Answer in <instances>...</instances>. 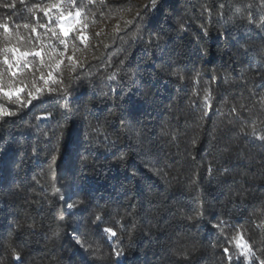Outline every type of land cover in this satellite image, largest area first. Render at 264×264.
<instances>
[{"label": "trees", "instance_id": "trees-1", "mask_svg": "<svg viewBox=\"0 0 264 264\" xmlns=\"http://www.w3.org/2000/svg\"><path fill=\"white\" fill-rule=\"evenodd\" d=\"M0 87V264L264 261V0H0Z\"/></svg>", "mask_w": 264, "mask_h": 264}, {"label": "snow or ice", "instance_id": "snow-or-ice-1", "mask_svg": "<svg viewBox=\"0 0 264 264\" xmlns=\"http://www.w3.org/2000/svg\"><path fill=\"white\" fill-rule=\"evenodd\" d=\"M54 10L59 12V20L61 22L58 24V27L60 29V33L64 37H67L70 34V32L74 31V22H71L72 13L68 12L67 15H65V12L63 10H61V4L60 3L51 4L47 8H41L40 9V11H42L44 13L45 17H48L49 13L53 12ZM75 15L78 18L80 16L79 11H77ZM2 27H3L4 31H5V33H7L9 26L7 24H4ZM25 27H27V25H25ZM41 27L47 28L48 25H41ZM49 30L52 32L53 36H56L55 29H49ZM32 31L35 32L36 29L33 28ZM81 38L83 39V37H81ZM61 43H64V41L61 40ZM4 51L5 52H11V54H12V59H9L8 56L5 55L3 62H4L5 65H7L8 69L10 70L11 75L13 77H15L17 75V73L15 71H12V69L13 68H18L22 63L24 64L25 67H27L28 66L27 65V58L28 57H30V56L41 57L42 56V52L39 51V50H35V49L22 50L19 47H11V48H5ZM51 77H52V74L49 73L48 74V79H51ZM41 79H44V77L41 76ZM45 83H47V80H45ZM23 91H24L23 87H15V88H13L11 90H5L2 87H0V92H3L5 95H7L9 97H11V95H13L15 93V94H17V98L18 99H19V95L18 94L23 92ZM36 91L40 92L41 89L40 88H36ZM28 95H29V99L27 101L28 104H31L32 99L38 98V97H34L31 91H29ZM3 115L10 116V115H12V113L11 112H4ZM262 139H264V137H262ZM68 207L72 208L73 205L69 204ZM104 231L109 233L112 237L116 236V232L113 231L111 228L104 229ZM237 246L240 247V248H244L245 247V245H241L239 243H238ZM228 251H229L228 248L224 249V252L226 254L228 253ZM248 251L250 252L251 249H248ZM116 254L119 255L118 252ZM241 255H244V253L242 252ZM15 258L19 259V255L16 254ZM261 264H264V261H261Z\"/></svg>", "mask_w": 264, "mask_h": 264}, {"label": "rangeland", "instance_id": "rangeland-1", "mask_svg": "<svg viewBox=\"0 0 264 264\" xmlns=\"http://www.w3.org/2000/svg\"><path fill=\"white\" fill-rule=\"evenodd\" d=\"M78 19H79V17L77 18L76 16L71 17V22H74V29H75V27H76V25H77V23H78V22H77ZM71 33H72V32H70V34H71ZM70 34H69V35H70ZM69 35H68V36H69ZM68 36H67V37H68Z\"/></svg>", "mask_w": 264, "mask_h": 264}]
</instances>
